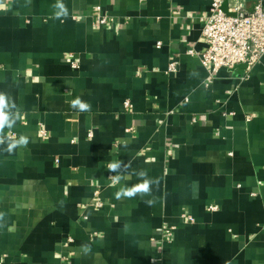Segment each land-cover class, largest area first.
<instances>
[{"label":"crops","instance_id":"crops-1","mask_svg":"<svg viewBox=\"0 0 264 264\" xmlns=\"http://www.w3.org/2000/svg\"><path fill=\"white\" fill-rule=\"evenodd\" d=\"M210 4L0 0V264H264V56L211 76L188 52Z\"/></svg>","mask_w":264,"mask_h":264},{"label":"built area","instance_id":"built-area-1","mask_svg":"<svg viewBox=\"0 0 264 264\" xmlns=\"http://www.w3.org/2000/svg\"><path fill=\"white\" fill-rule=\"evenodd\" d=\"M225 0H211L209 13L201 17L202 35L206 43L203 51L189 49L190 54H197L200 57L202 65L214 75L221 69L231 70L238 64H246L247 71L264 56V4L257 3L250 10H244L241 5L237 4L233 10L236 14L230 15L223 10ZM97 24H106L107 16L98 14ZM161 42L157 43L160 46ZM72 66L77 68L78 63L73 60ZM178 70V61L172 60L167 67V73H174ZM126 108L133 106L132 102L127 99L124 102ZM249 118V117H248ZM40 133L47 135V130L41 128ZM11 133L8 138L15 137ZM93 205L96 208L103 207V202L95 200ZM210 211L218 210V206L212 204L208 207ZM182 217L189 222H194L195 218L190 213H183ZM176 230L175 225L163 227L161 236L162 241H172ZM69 241H73L69 237Z\"/></svg>","mask_w":264,"mask_h":264},{"label":"clouds","instance_id":"clouds-1","mask_svg":"<svg viewBox=\"0 0 264 264\" xmlns=\"http://www.w3.org/2000/svg\"><path fill=\"white\" fill-rule=\"evenodd\" d=\"M8 106V99L4 94H0V132L3 131L5 123L8 122V115L4 112V109ZM71 107L78 109L81 112L90 110L91 105L85 101H82L79 97L71 101ZM15 123V121H12V123H9V127L12 126V124ZM4 139L0 138V144H4ZM28 143V140L26 137H21L19 140L14 141L12 143H8L5 151L8 153H12L15 148L18 146H26ZM109 169L112 171H116L120 165L118 163H111L108 165ZM141 177H147V173L141 172L139 173ZM154 183H158V180H153L151 178H145L142 183L134 186L130 189H121L116 193L117 198L120 197H128L132 198L135 197L137 194L143 195H150L151 194V186ZM149 205L153 203L152 200L146 201Z\"/></svg>","mask_w":264,"mask_h":264}]
</instances>
